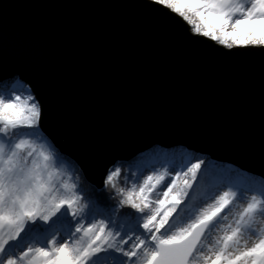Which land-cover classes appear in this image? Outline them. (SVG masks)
Returning a JSON list of instances; mask_svg holds the SVG:
<instances>
[{
  "label": "snow or ice",
  "instance_id": "obj_1",
  "mask_svg": "<svg viewBox=\"0 0 264 264\" xmlns=\"http://www.w3.org/2000/svg\"><path fill=\"white\" fill-rule=\"evenodd\" d=\"M141 7L222 55L264 49V0ZM43 115L27 84L0 82V264H264V178L158 149L111 161L89 185L45 135Z\"/></svg>",
  "mask_w": 264,
  "mask_h": 264
},
{
  "label": "water",
  "instance_id": "obj_2",
  "mask_svg": "<svg viewBox=\"0 0 264 264\" xmlns=\"http://www.w3.org/2000/svg\"><path fill=\"white\" fill-rule=\"evenodd\" d=\"M226 51L141 0H0V81L27 83L45 135L97 186L153 144L264 178V49Z\"/></svg>",
  "mask_w": 264,
  "mask_h": 264
},
{
  "label": "rangeland",
  "instance_id": "obj_3",
  "mask_svg": "<svg viewBox=\"0 0 264 264\" xmlns=\"http://www.w3.org/2000/svg\"><path fill=\"white\" fill-rule=\"evenodd\" d=\"M15 79H18L16 76L15 77H13L12 78V80H10V81H7L9 84H11L12 82H14V80ZM25 95H26V93H25ZM158 149H163V150H165V151H169V152H171V151H183V150H187L188 152H192V153H195V154H197V155H202V156H204L202 153H200V152H197V151H195V150H193V149H188V148H186L185 146H183V145H178V144H176V145H172V146H168V147H165V146H158L157 144H153L151 147H149L148 149H145L144 151H142V152H139L138 154H136L135 156H133V157H131V158H133L131 161H134V160H138L141 156H144V157H146L147 158V160H151L156 154H157V152H158ZM154 153V154H153ZM207 159H210L213 163H215V161L211 158V157H209V156H205ZM131 158H129V159H127V160H124V159H122L121 161H130V159ZM147 162V161H146ZM218 166H219V168L220 169H222V170H225V171H228V170H234V171H236L235 170V166H232V165H221V162H219L218 164H217ZM230 166H232L233 168H230ZM237 169H239V168H237ZM239 170H241V169H239ZM245 172V171H244ZM148 174H150V173H148V172H145L144 173V175H148ZM141 179H143V177H141Z\"/></svg>",
  "mask_w": 264,
  "mask_h": 264
},
{
  "label": "trees",
  "instance_id": "obj_4",
  "mask_svg": "<svg viewBox=\"0 0 264 264\" xmlns=\"http://www.w3.org/2000/svg\"><path fill=\"white\" fill-rule=\"evenodd\" d=\"M7 81H10V80H7ZM61 155H62V154H61ZM62 156H63L65 159H68V157H66L65 155H62ZM132 159H133V158H131L130 161H131ZM120 161H121V160H120ZM214 161H215L216 164L219 163V161H217V160H214ZM221 165H223V163H221ZM224 165H225V164H224ZM230 168H233V167L230 166ZM235 170H236V171H239V169H237V168H235ZM240 171H242V170H240ZM243 172H244V171H243ZM246 173H247V172H246ZM87 183H88L89 185H92V184H91L90 182H88V181H87Z\"/></svg>",
  "mask_w": 264,
  "mask_h": 264
},
{
  "label": "bare ground",
  "instance_id": "obj_5",
  "mask_svg": "<svg viewBox=\"0 0 264 264\" xmlns=\"http://www.w3.org/2000/svg\"><path fill=\"white\" fill-rule=\"evenodd\" d=\"M12 80V79H11ZM0 82H3V81H0ZM23 82V81H22ZM24 84H27L26 82H23ZM154 154V153H153ZM227 165H229V164H227ZM237 168V167H236Z\"/></svg>",
  "mask_w": 264,
  "mask_h": 264
}]
</instances>
